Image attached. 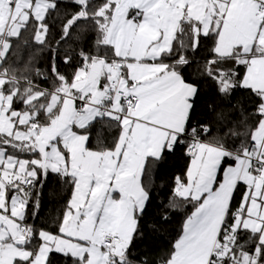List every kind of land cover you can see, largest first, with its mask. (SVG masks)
I'll return each instance as SVG.
<instances>
[{
	"label": "snow or ice",
	"instance_id": "snow-or-ice-1",
	"mask_svg": "<svg viewBox=\"0 0 264 264\" xmlns=\"http://www.w3.org/2000/svg\"><path fill=\"white\" fill-rule=\"evenodd\" d=\"M0 264H264V0H0Z\"/></svg>",
	"mask_w": 264,
	"mask_h": 264
},
{
	"label": "trees",
	"instance_id": "trees-1",
	"mask_svg": "<svg viewBox=\"0 0 264 264\" xmlns=\"http://www.w3.org/2000/svg\"><path fill=\"white\" fill-rule=\"evenodd\" d=\"M56 187V179L55 177L50 176L49 177V182L45 187V192L46 195L44 197L43 201V207L41 211V216H40V221L43 222V220L48 217L54 210V208L57 206L55 201L52 199L51 195V190ZM59 195H63L64 192L62 190H59ZM59 195L57 196V199H59ZM166 244V241L163 239L159 240H152V241H147L146 245L148 246H153V247H162ZM145 245H142L141 247L143 248Z\"/></svg>",
	"mask_w": 264,
	"mask_h": 264
}]
</instances>
